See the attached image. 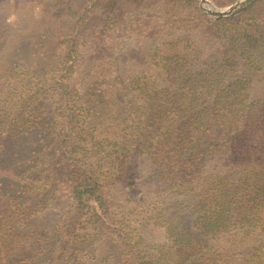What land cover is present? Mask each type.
I'll list each match as a JSON object with an SVG mask.
<instances>
[{"label":"trees","instance_id":"obj_1","mask_svg":"<svg viewBox=\"0 0 264 264\" xmlns=\"http://www.w3.org/2000/svg\"><path fill=\"white\" fill-rule=\"evenodd\" d=\"M199 3L0 0V264H264V0Z\"/></svg>","mask_w":264,"mask_h":264},{"label":"rangeland","instance_id":"obj_2","mask_svg":"<svg viewBox=\"0 0 264 264\" xmlns=\"http://www.w3.org/2000/svg\"><path fill=\"white\" fill-rule=\"evenodd\" d=\"M67 4L69 3L70 6L77 8L80 7L81 5L87 3L89 0H64ZM207 2H209L216 10L220 11V10H226L228 7L225 8H218L216 7L210 0H206ZM200 2V0H199ZM200 5V3H199ZM203 6V5H202ZM201 7V5H200ZM205 8V6H203ZM202 9V8H201ZM33 12L35 17H39V15L42 13V8L38 5H35L33 8ZM212 18V17H211ZM14 19V17H12V20ZM55 22V21H54ZM57 24V23H56ZM56 24H54V26H56ZM84 43H86V48L83 49L84 52H86V56L91 55L92 57H98V54H94V52H96L97 46H95V44H93L94 40H93V36L91 35V37H87L86 39H83ZM14 149H10L9 151H13ZM15 152V151H13ZM6 151L1 150L0 151V155H5ZM10 156H7L6 158H9ZM1 161V159H0ZM0 168H21V164L19 161H11L9 160L6 163H3Z\"/></svg>","mask_w":264,"mask_h":264},{"label":"water","instance_id":"obj_3","mask_svg":"<svg viewBox=\"0 0 264 264\" xmlns=\"http://www.w3.org/2000/svg\"><path fill=\"white\" fill-rule=\"evenodd\" d=\"M250 0H237L231 6H229L226 10H216L209 2L206 0H200V5L202 10L210 17L220 20L228 18L230 15L238 11L241 7L247 4ZM209 7V9L204 8L203 6Z\"/></svg>","mask_w":264,"mask_h":264},{"label":"bare ground","instance_id":"obj_4","mask_svg":"<svg viewBox=\"0 0 264 264\" xmlns=\"http://www.w3.org/2000/svg\"><path fill=\"white\" fill-rule=\"evenodd\" d=\"M206 9H209V7L205 6Z\"/></svg>","mask_w":264,"mask_h":264}]
</instances>
